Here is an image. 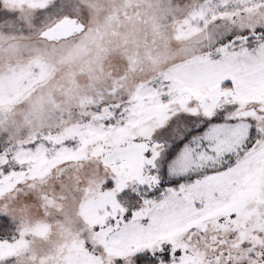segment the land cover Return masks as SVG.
I'll return each instance as SVG.
<instances>
[{"label":"snow or ice","instance_id":"1","mask_svg":"<svg viewBox=\"0 0 264 264\" xmlns=\"http://www.w3.org/2000/svg\"><path fill=\"white\" fill-rule=\"evenodd\" d=\"M0 264H264V0H0Z\"/></svg>","mask_w":264,"mask_h":264}]
</instances>
